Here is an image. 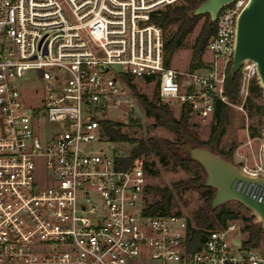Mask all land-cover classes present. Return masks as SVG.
Wrapping results in <instances>:
<instances>
[{
	"label": "built area",
	"instance_id": "1",
	"mask_svg": "<svg viewBox=\"0 0 264 264\" xmlns=\"http://www.w3.org/2000/svg\"><path fill=\"white\" fill-rule=\"evenodd\" d=\"M176 1L0 0V264H264L231 245L234 222L199 244L185 216L151 214L145 160L121 168L108 151L101 121L133 101L124 75L152 77L162 99L202 121L217 101L229 103L227 68L248 0L219 10L205 47L212 58L185 71L165 65L163 30L150 20ZM245 69L257 75L244 62L243 89ZM34 76L47 93L25 83ZM241 171L264 178V166ZM236 189L264 200L258 182Z\"/></svg>",
	"mask_w": 264,
	"mask_h": 264
},
{
	"label": "rangeland",
	"instance_id": "2",
	"mask_svg": "<svg viewBox=\"0 0 264 264\" xmlns=\"http://www.w3.org/2000/svg\"><path fill=\"white\" fill-rule=\"evenodd\" d=\"M199 1V0H197ZM171 5L176 6L187 5L186 0H177ZM166 5L159 9L165 10ZM64 9L69 18L73 16L66 5ZM210 19L208 13L203 14L197 19L193 30L186 36L182 45L174 52L169 66L178 71H185L191 67L192 47L195 39L199 35L205 21ZM180 21L173 22L163 30L164 39H170L178 28ZM212 58L209 50H205L202 55V61L206 62ZM227 68V74H228ZM245 88H242V78L240 85L239 97L235 100H229V124L225 129L224 134L217 140L214 145V152L226 159L232 160L235 165L241 168L256 169L259 166H264V116H262L258 105L264 106L263 93L257 96L251 92V87L259 83L257 75H252L248 69ZM243 77V76H242ZM27 85L41 86L40 92L47 93L48 89L42 86V80L37 77L26 78ZM129 86L126 83V95L131 97L133 101L122 103L116 108L109 109L106 112V118L110 121L120 123L118 129L128 137V141H110L108 151L111 155L119 157L128 156L131 150L136 147L137 143L130 142V139L137 141H154L160 145L161 152L155 154L149 152L142 154V157L147 164V175L149 180L150 191L148 193V201L150 204L160 201L166 189L173 190V185L181 183L184 187L179 191L173 190V195L170 198V211L183 215L190 222L191 227H198L199 221L203 218L208 219L211 228H219V223L216 219V213L221 211L222 207L233 211L237 214V218L228 220L227 223L234 222L240 228L239 230L228 235L231 245L237 250L242 245L244 239L248 237V231L243 228L251 223H259L258 217L247 209L244 205L236 200H229L215 209L211 208V200H209L210 191L205 189L203 181L206 178L205 171L195 161L189 159L185 153L180 151V147L184 145V138L187 137L181 131L176 132L173 128L160 125L155 120L154 116L146 114L142 108L137 96L144 95L149 101L156 105H168L172 116L179 119L182 113L181 102H169L160 97L158 85L155 80H146L144 78H132ZM244 86V85H243ZM22 96L29 100H33L35 95L27 90L22 89ZM249 99L252 102H249ZM214 119L202 121L189 113L188 131L193 138L191 141L195 144L207 146L210 139L211 126ZM253 130L255 136L251 137L249 131ZM105 147V144L102 145ZM211 148V147H210ZM178 159L185 160L180 162ZM215 193V189L211 188ZM204 222V221H203ZM203 225L200 229H203ZM210 228V229H211ZM255 253L264 258V241H261L260 247L253 249Z\"/></svg>",
	"mask_w": 264,
	"mask_h": 264
},
{
	"label": "trees",
	"instance_id": "3",
	"mask_svg": "<svg viewBox=\"0 0 264 264\" xmlns=\"http://www.w3.org/2000/svg\"><path fill=\"white\" fill-rule=\"evenodd\" d=\"M186 1L187 5L176 6L174 8H172L171 5H166L165 10L158 9L152 12L150 16V20L155 24L159 25L162 30L167 28L169 24L180 21V24L176 29L175 33L172 35V37L170 39H164V62L167 66H169L174 52L182 45L186 36L193 30L197 19L203 15L200 14L196 16H191L189 13L206 0ZM216 29V21L210 22V19L208 18L205 21L199 35L195 39L194 45L192 47L191 68L199 67L203 64L201 58L205 51L206 44L209 38L216 33ZM231 66L232 63L229 65L228 74L226 76L225 94L228 99L232 101L239 97L242 71L240 68L236 73H232ZM131 79L132 78L129 75H124L125 82L129 86L133 87V85L130 84ZM145 79L153 80L152 77H146ZM251 92H254L257 96H260L262 94V89L259 84L255 82L253 87H251ZM137 98L141 103L142 108L145 110L146 114L154 116L158 124L173 128L178 133H181V131H183L185 136L193 138L190 132L188 131V118L190 112V106L188 104H184L182 106L181 117L179 119H175L172 116L168 105H156L152 101H149L144 95H138ZM249 102L252 101L249 99ZM257 108L260 110L262 116H264V106L258 105ZM213 119L214 123L211 126L210 139L206 145H208L209 148L211 147L212 151L214 152L215 143L224 134L225 129L229 124L228 104L217 101L215 103ZM120 125V123L113 122L110 120L101 121V127L103 129V132L107 136L108 140L111 142L129 140L128 137L123 134L120 129H118V126ZM249 134L251 137L255 136V132L253 130L249 131ZM130 142H138V144L131 150L128 156L119 157L117 159L118 166L121 168L128 167L137 157H140L142 154H148L149 152L159 154L161 152L160 145L154 141L146 142L143 140L137 141L136 139H130ZM198 145L202 146V144ZM178 160L180 162H185V160L182 159ZM145 168L147 170V164ZM182 188L184 187L181 185V183L173 185V190L179 191ZM204 188L210 191L209 200H211L215 193L212 192L211 187L204 186ZM150 189L151 188L149 186L148 191H150ZM173 190L166 189L164 192H160L162 195V199L160 201L150 204L149 212L151 214H170V198L173 195ZM235 218H237V214H235L233 211L226 209L225 207H222L221 211L216 213V219L220 227H225L228 224V220H232ZM202 225L204 227L203 229H200ZM199 226L200 228L194 226L191 229L192 239L198 241L200 244L202 243V239L206 235L207 230H209L212 226L210 223H208L207 218L201 219L199 221ZM243 229L245 231H248V237L242 242V247L246 250L257 249L258 247H260L261 241H264V232L261 228L260 223L248 224Z\"/></svg>",
	"mask_w": 264,
	"mask_h": 264
},
{
	"label": "water",
	"instance_id": "4",
	"mask_svg": "<svg viewBox=\"0 0 264 264\" xmlns=\"http://www.w3.org/2000/svg\"><path fill=\"white\" fill-rule=\"evenodd\" d=\"M232 1L234 0H206L189 14L196 16L208 13L210 22H215L219 10ZM248 61L255 63L258 84L264 97V0H248L237 19L232 73H236L242 64ZM179 149L205 171L206 178L203 181V186L216 190L211 199L212 209L229 200H236L253 211L264 232V200L255 201L236 189L239 181L243 183L258 182L264 185L263 177H252L242 173L241 167L235 165L232 160L217 155L209 147L193 143L190 137L184 138V145ZM243 255H246V252H243Z\"/></svg>",
	"mask_w": 264,
	"mask_h": 264
},
{
	"label": "bare ground",
	"instance_id": "5",
	"mask_svg": "<svg viewBox=\"0 0 264 264\" xmlns=\"http://www.w3.org/2000/svg\"><path fill=\"white\" fill-rule=\"evenodd\" d=\"M263 146H264V141H263Z\"/></svg>",
	"mask_w": 264,
	"mask_h": 264
}]
</instances>
